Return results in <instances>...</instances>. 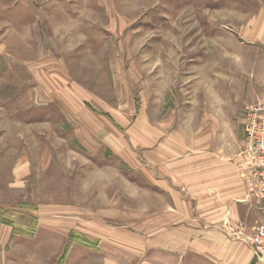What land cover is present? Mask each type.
<instances>
[{"label": "rangeland", "instance_id": "rangeland-1", "mask_svg": "<svg viewBox=\"0 0 264 264\" xmlns=\"http://www.w3.org/2000/svg\"><path fill=\"white\" fill-rule=\"evenodd\" d=\"M218 47L225 83L250 82L246 116L264 104V0H0V264H210L185 242L203 245L204 198L161 159L170 113L207 107L190 71ZM242 139V176L262 172Z\"/></svg>", "mask_w": 264, "mask_h": 264}, {"label": "crops", "instance_id": "crops-1", "mask_svg": "<svg viewBox=\"0 0 264 264\" xmlns=\"http://www.w3.org/2000/svg\"><path fill=\"white\" fill-rule=\"evenodd\" d=\"M240 48L243 47L237 46L231 50L229 57L239 58L232 61V66L241 61L242 55L234 56L233 53L240 51ZM217 52L214 58L206 56L202 60L201 69L190 71L194 86L195 83L196 87L200 85L196 92L201 91V101L207 103V107H190L170 113L183 118H177L173 123L174 127L170 121V130L173 131L174 128L176 132V144L170 147L175 148L176 154L170 155L168 160L162 156L161 161L177 165L184 160L183 172L189 174L187 178L192 180L190 184L195 183L190 194L199 199L204 198V204L199 207L207 231L201 233L200 242L203 245L200 249L193 248L192 241L197 237H193L192 241L185 240L189 252L201 256L202 261L210 264H245L252 260V251L248 247L249 243L241 240V236L247 238L246 234L261 219V213L257 208L260 199L256 196V188L252 190L246 183L252 181L251 175L249 173L250 176H242L238 162L241 159L239 151L244 143V104L255 102L256 98L249 80L236 85L232 83L233 79L231 83H225L224 51L218 47ZM179 148H184L186 152L181 153ZM188 149L194 152V149H201L199 175H194L196 167L193 162L187 161L192 156ZM161 161L157 164L163 166ZM251 211L253 214H250ZM236 232L242 234L236 235Z\"/></svg>", "mask_w": 264, "mask_h": 264}, {"label": "built area", "instance_id": "built-area-1", "mask_svg": "<svg viewBox=\"0 0 264 264\" xmlns=\"http://www.w3.org/2000/svg\"><path fill=\"white\" fill-rule=\"evenodd\" d=\"M244 126L247 138L245 147L252 155L250 159L255 160L262 169V172L258 171V173L256 168L252 167L251 178L252 180L257 179L258 183L260 182L259 196L264 199V104L250 105L246 108ZM243 159L246 160V158ZM255 236L256 240L264 239V223L261 224ZM254 243L252 240L251 244ZM253 250L255 258L260 261V264H264V248L256 244V246L253 245Z\"/></svg>", "mask_w": 264, "mask_h": 264}]
</instances>
